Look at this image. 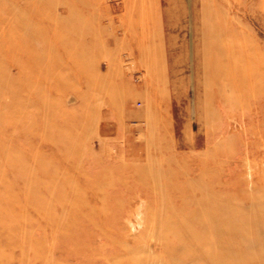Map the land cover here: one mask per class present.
<instances>
[{"label":"rangeland","instance_id":"obj_1","mask_svg":"<svg viewBox=\"0 0 264 264\" xmlns=\"http://www.w3.org/2000/svg\"><path fill=\"white\" fill-rule=\"evenodd\" d=\"M263 202L264 0H0V264H264Z\"/></svg>","mask_w":264,"mask_h":264},{"label":"bare ground","instance_id":"obj_2","mask_svg":"<svg viewBox=\"0 0 264 264\" xmlns=\"http://www.w3.org/2000/svg\"><path fill=\"white\" fill-rule=\"evenodd\" d=\"M258 181V180H257ZM259 202V201H258ZM264 203V202H263ZM260 204V203H259ZM262 204V203H261ZM261 208V207H260ZM237 211H238V208H237ZM242 214H241V216H242V219H241V221L243 220V218H245V220H247L248 219V215H250V213H247V212H244V209L242 208ZM263 212V211H262ZM261 212V213H262ZM259 211H258V213L256 214V217H257V219H261V222L262 221H264L262 218L264 217L262 214H261ZM240 215V214H239ZM238 215V216H239ZM240 216V217H241ZM254 216V215H253ZM226 218H228L227 216H226ZM239 218V217H238ZM247 218V219H246ZM253 218V217H252ZM254 219V218H253ZM228 220V219H227ZM240 221V220H239ZM223 222H225V221H220V220H218V219H215V217H210V216H208L207 217V224L204 226L205 228H206V230H208V228L210 229L209 230V234H207V235H212V233L216 236V238L214 237V240H212L213 241V243H215V244H217L218 246L220 245L219 243H221V240H219L218 239V237L217 236H219L220 235V233H221V235H222V233H226V234H228V233H230L231 231H230V228H229V230H226V229H224L223 227H222V223ZM232 222V221H231ZM246 221H243V223H245ZM248 222V221H247ZM227 223H229L228 221H227ZM242 224V222L241 223H239V226H242L241 225ZM226 226V225H225ZM204 227H203V230H204ZM243 227V226H242ZM242 227H239L235 232H237V233H239V235H241L242 236V238H244V242L246 243V245L248 244H250L249 246H251V245H253L254 246V241H252L249 237H248V233L247 232H244L245 231V229H243ZM248 227V226H247ZM256 229V228H255ZM234 232V231H233ZM216 233V234H215ZM218 233V234H217ZM249 234H251V233H249ZM252 234H256V231L255 232H253ZM258 234V233H257ZM220 237V236H219ZM245 237H247V238H245ZM247 245V246H248ZM258 246V245H257ZM254 248V247H253ZM252 256H254L253 255V253H252ZM258 257H259V255H257V256H254L250 261H251V263L252 262H254V261H257L258 260ZM207 258H209V257H207ZM210 259V258H209ZM194 260V259H193ZM213 260H217V262H218V260H223V258H222V256L220 255V256H218L217 258H214ZM245 264V263H244Z\"/></svg>","mask_w":264,"mask_h":264}]
</instances>
